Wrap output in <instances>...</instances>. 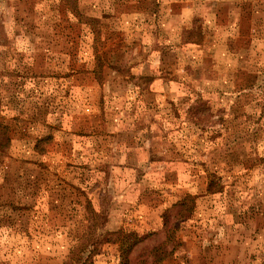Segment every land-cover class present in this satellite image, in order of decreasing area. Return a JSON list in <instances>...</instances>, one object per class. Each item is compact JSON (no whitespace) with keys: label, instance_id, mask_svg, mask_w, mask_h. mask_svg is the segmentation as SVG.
I'll list each match as a JSON object with an SVG mask.
<instances>
[{"label":"rangeland","instance_id":"obj_1","mask_svg":"<svg viewBox=\"0 0 264 264\" xmlns=\"http://www.w3.org/2000/svg\"><path fill=\"white\" fill-rule=\"evenodd\" d=\"M243 1L0 0V264H264V0Z\"/></svg>","mask_w":264,"mask_h":264},{"label":"trees","instance_id":"obj_2","mask_svg":"<svg viewBox=\"0 0 264 264\" xmlns=\"http://www.w3.org/2000/svg\"><path fill=\"white\" fill-rule=\"evenodd\" d=\"M146 78V77H145ZM144 78V79H145ZM147 81H150V77H147ZM51 137V135H48V138H50ZM9 144H10V136H9V134L8 133H6V132H4L3 134H0V147H7V146H9ZM211 174L213 175V174H215L214 172H211ZM212 183H214V181H211ZM209 189H212L211 188V185H209ZM190 201H192V199H191V197H186V198H184L183 200H181V201H179L177 204H175V205H173V209H178V207H182V211H179V216H181V217H188V216H190V214H191V208H192V206H191V204H189L188 202H190ZM183 207L185 208V210H183ZM172 211V209L171 210H169V211H167L166 212V214H165V216H164V223H165V225H167L168 226V224H169V219H170V212ZM169 230H171L172 231V229H171V227L169 228ZM123 234V233H122ZM128 235V236H127ZM127 235H125L124 234V236L123 237H121V239H119V241L121 242V244H123V245H126V242L124 241L125 239H127V237H132L133 236V238H134V241L132 242V244H128L126 247H125V249L123 250V257L125 256L126 257V259L128 260V251H129V249H131V247L134 245V244H136L137 242H139L140 240H141V238L139 239V237H137V235L136 234H133V233H129V234H127ZM86 237V236H85ZM84 242V241H83ZM93 244H95L94 242L93 243H91V245L93 246ZM90 245V246H91ZM128 247V248H127ZM94 248V247H93ZM86 250H90V255H92L91 253H92V248L91 249H88V246H85L84 248H83V250H82V252L83 251H86ZM81 260V264H86V261H88V259H89V255H88V257H85V256H83L82 258H80ZM124 262H126V261H124ZM124 264V263H123ZM156 264H157V262H156Z\"/></svg>","mask_w":264,"mask_h":264},{"label":"crops","instance_id":"obj_3","mask_svg":"<svg viewBox=\"0 0 264 264\" xmlns=\"http://www.w3.org/2000/svg\"><path fill=\"white\" fill-rule=\"evenodd\" d=\"M182 2H185V1H189V0H181ZM190 1H192V2H194V1H198V0H190ZM200 1V0H199ZM202 1H205V2H208V0H202ZM236 1V0H235ZM257 3H258V1H260V0H255ZM243 2H245V1H243V0H241V4L240 5H244L243 4ZM261 2V1H260ZM240 9H241V11H243V8L242 7H240ZM233 13L234 14H240V12L239 13H237L235 10L233 11ZM196 18V16L194 15V17H193V20ZM192 20V21H193ZM232 23H234L233 21L231 22V24ZM240 23H241V21H240ZM192 24H194V23H191V25ZM237 24V23H236ZM234 25L233 27H232V25L230 26V28H231V33L233 34V31L234 30H236V28H239V27H237V25ZM241 26V25H240ZM231 38L232 37H229L227 40H231ZM217 39V38H216ZM188 40H192V42H189V43H191V45H195V46H201V43H200V40H198V39H188ZM188 42V41H187ZM225 72H227V71H231V68L227 65V67H225ZM160 76H157V75H151L150 76V81H155V79H158ZM150 83H152V82H150ZM150 86V85H149Z\"/></svg>","mask_w":264,"mask_h":264}]
</instances>
